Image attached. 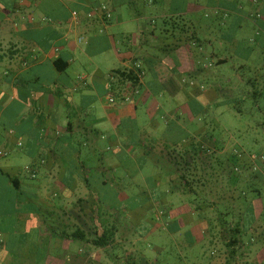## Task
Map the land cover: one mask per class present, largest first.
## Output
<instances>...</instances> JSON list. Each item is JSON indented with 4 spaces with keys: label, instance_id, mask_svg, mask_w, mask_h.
<instances>
[{
    "label": "crops",
    "instance_id": "0c3cea01",
    "mask_svg": "<svg viewBox=\"0 0 264 264\" xmlns=\"http://www.w3.org/2000/svg\"><path fill=\"white\" fill-rule=\"evenodd\" d=\"M195 1L149 0V18L136 10L126 18L120 10L134 9L133 0H0V152L6 153L0 155V264H119L107 259L108 251L136 253L143 239L137 227L149 211L172 235L183 230L185 243L201 245L194 264H263L264 186L244 191L246 204L237 199L232 180L219 183L220 191L215 187L214 200L220 192L238 218L243 212L252 218L231 257L219 228L204 219L217 212L195 211L189 194L171 191L166 174H142L146 165L158 166L155 142L182 147L195 136L210 146L208 134L182 122L188 110L181 105L167 110L157 97L168 92L186 102L204 100L200 87H185L190 80L185 76L215 73L222 66L217 61L233 58L206 49L212 44L208 33L200 38L198 31L190 32L206 12L218 21L227 16L217 4L207 8ZM258 2L257 13L264 17V0ZM102 4L111 10L110 19L99 13ZM244 11L238 7L233 13L241 18ZM132 21L136 30L126 23ZM257 37L258 52L264 33ZM130 71L136 83L124 74ZM259 168L264 185V163ZM248 176L244 184L251 185ZM136 179L147 182L144 189L121 188L124 181L136 186ZM140 196L147 206L137 212L136 229L112 222L113 209L105 204ZM97 206L105 226L116 225V242L104 249L66 238V232L86 226V219L91 224ZM133 213L136 217V209ZM146 223L147 235L157 222ZM218 248L222 254H216Z\"/></svg>",
    "mask_w": 264,
    "mask_h": 264
},
{
    "label": "rangeland",
    "instance_id": "374dc122",
    "mask_svg": "<svg viewBox=\"0 0 264 264\" xmlns=\"http://www.w3.org/2000/svg\"><path fill=\"white\" fill-rule=\"evenodd\" d=\"M148 1L149 0H133L134 9H131L130 7H123L120 10V13H123L124 16H126L128 13L134 12L136 10V12H143L145 14V18H149L153 11L151 9V5L147 4ZM192 1L196 2L195 0ZM199 1L207 8L217 4L221 8H224V11H226L221 12V14L225 16L227 13V16L225 17V21H218L213 20V17L210 16V18H208V12H206L205 19L200 23V26L205 25L206 27H195L190 32L194 30L198 31L197 34L200 38L203 37L205 33H208L210 36L205 37L210 39L212 44H210V42L206 43L205 48H208L210 51H216L220 55H227L229 57L232 55L233 58H230L227 63L222 64L220 69L216 71V74L211 75L207 79L192 78L188 75L185 76L190 79L185 84V87L189 90H193L195 87H200V92H203L200 95H203L205 101L197 98L196 102H190L192 100L186 102L183 99L180 100L179 97L173 98L168 92L164 95L158 94V100L164 101L166 103L167 110L178 109V106L181 105V110H188L180 116L185 126L187 125L188 127L195 129L197 132L202 131L204 134H208L210 137H212V140L218 143L221 142L223 145H221L222 149H226L224 153L218 152L216 154L218 161L216 160V162L213 163L214 167L219 169L224 164L225 168L234 171L235 166H237L235 157H230L231 161H228L226 156L237 154L241 155V158L245 159L247 164L251 163L254 168L258 169L263 163L262 160H264V124H259L260 122L264 121V114L256 109L255 111L250 112H238L237 109L234 108L233 102L238 99H242V97L239 95L241 94V90L244 88L249 87V89L252 90V86L245 85L244 82V80L246 81L251 75L250 69H247L246 67L241 68L239 65L245 63L248 65V67L253 68L254 64L262 61L260 53L247 52L248 47L257 45V43H259V38L254 37L259 34L258 27L256 25L259 26L261 23V19L257 17V11L260 7V2H258V0ZM238 7H241L243 10H245L241 13V18H236L233 13V10ZM212 10L217 12L220 9ZM260 17L262 18V16ZM126 18L128 17L126 16ZM126 23L133 24L136 30V23L134 21ZM149 23L150 20L146 21V26L148 28L150 27ZM214 82H216L215 86ZM228 90L232 92L229 93ZM198 100L203 102L204 107H202L201 103H198ZM240 102L241 106L243 107H252V105L255 103L254 99L252 98L250 100L244 99ZM159 117H161L160 113ZM140 125L142 124L140 123ZM159 169L161 168H159V166H155L154 164L149 166L146 165L144 171H142V174L147 175L160 173ZM228 170L226 171V174H228ZM250 173L251 170L249 169H241V176L246 177ZM218 178L225 181L223 176L219 175ZM256 179H251L252 181H255L253 183L258 185L254 187L259 189L262 188L264 185L261 184V179ZM227 180L229 179L227 178ZM130 182L131 181H124L122 184L123 187L121 188L123 190L131 191L136 187V191H140V189H144L142 185L147 183L136 179V183H134L136 186H127ZM243 186H246L250 190V194L252 193V184L250 185V183H241V185L238 187L241 188ZM143 199L144 198L140 196L136 197V202L129 200L122 203L105 204L111 205L113 209L110 211V213L115 218L112 222H115L117 225L119 224V226L124 229H136L137 212H140L139 210L143 209V207H141ZM135 209L136 217L133 213ZM101 215H104V212L101 213ZM147 215L148 216L145 218L146 222H150V219H152L155 220L157 224L154 226V230L152 232H149L143 237L141 244L137 248L143 250L148 255L153 264L198 263L200 260L199 256L202 251L201 245L196 244L190 246L185 243L182 235L184 233L183 230L176 232L174 235H172L169 231H166L165 226H163L164 221H158L157 216L153 211H149ZM248 218L250 219L251 215H248ZM194 219L196 220L197 217H194ZM249 219H247V221H249ZM145 220L141 223L139 231L147 232V223ZM182 227L187 229L186 227L190 226L186 224V226ZM221 234L223 235V233H219V237H221ZM220 242L222 243V240H220ZM256 244L262 246V241L258 240ZM80 245L83 246L84 242H80ZM157 246H160L162 249L157 251ZM225 248L229 249L227 246ZM217 250L218 253L216 252V254H222V250L220 251L219 248ZM108 254L109 255L107 259H116L117 261H121L119 264H136V256H134L133 259H127L126 254H121L116 251V249L108 251ZM118 255H121L122 257L117 259Z\"/></svg>",
    "mask_w": 264,
    "mask_h": 264
},
{
    "label": "trees",
    "instance_id": "16d2710c",
    "mask_svg": "<svg viewBox=\"0 0 264 264\" xmlns=\"http://www.w3.org/2000/svg\"><path fill=\"white\" fill-rule=\"evenodd\" d=\"M260 16L262 15L257 13V17L261 19V26L260 24L259 26H256L258 27L259 35H262V33H264V17L261 18ZM257 35L254 38H259ZM257 48H259V43H257V45L248 47L247 52H257ZM259 50L260 51H258V53L261 54L262 61L254 64L253 68L248 67V65L245 63L239 66L241 68L246 67L247 69H250V77H248L246 81L244 79L240 80H244L245 85H251L252 90H250L249 87L244 88L241 90V94L239 95L242 97V99H238L233 102V106L238 112H250L255 111L256 109L264 114V71H262L264 68V48H260ZM227 62V60L221 59L217 61L216 64L222 65ZM124 74L127 75L131 81L136 83L137 78L132 71L127 73L125 72ZM214 74H216V72L212 73L206 69L204 74L200 75L199 78L207 79ZM194 77L198 76L194 75ZM215 84L216 82H214V86ZM228 92L231 93L232 91L228 90ZM251 98L254 99L255 102L252 107L241 106L240 101H243L244 99L250 100ZM259 124H264V121L260 122ZM212 139V137H208L210 146L207 144H202L200 141H196L195 136H190L188 139V144H183L182 147H179L178 143L170 145L164 142H155L153 145L160 149L157 152L156 161L159 168H161L159 169L160 173L169 176L172 184L171 191L191 195V205L194 206L195 211L207 213L210 209H213L215 212H217L218 215L216 218H207L206 216L204 219L208 221L210 228L215 229L217 227L219 228V233H223V235L221 234L220 238L223 242H225V246L229 248L228 250L230 256L234 257L238 252L237 245L241 241L243 233L250 228V225H252V222L248 225L252 218H248V215H250L248 213L247 216L244 217V212L242 213L241 218H238L236 215L237 213H234L233 208L224 202L225 200L220 192L217 193L218 197H216L214 200L213 196L215 187L218 189L219 183H227V178L229 181L232 180L236 185V191L239 193V198L237 199L243 200L241 203L246 204L244 202L246 198L244 196V191L250 192V190L246 186L241 188L238 187L241 185V183L244 184L245 180L244 176H241V169L243 170L245 168L251 170V173L248 177H250L253 172L251 177L253 179L257 178L256 180H259L258 178L262 179L263 172L261 171V168L256 169L251 163L247 164L245 162L246 160L241 158V155L237 154L226 156L228 161H231L230 157H235L237 166H235L234 171L225 168L224 164L219 169L214 167L213 163H215L218 159L216 158V154L218 151L223 149L221 145H217V147L212 144V142H214ZM262 161L264 163V160ZM227 170L228 174H226ZM219 175L223 176L225 181L220 180L218 178ZM239 179L241 180L240 182L238 181ZM251 184L253 186L251 189L252 193L260 190L259 188L254 187L258 186L257 184L252 182ZM77 206H81L83 210L81 203L78 202ZM145 206H147V201L143 200L141 207L144 209ZM92 213L95 216V219L90 217L91 224H89L88 220L86 219V226H79L71 233L66 232L65 237L81 242L85 241L92 244L94 247L105 249L107 246L116 242L117 227L114 224L105 226L101 213L98 210V206L97 209H95ZM247 219H249V221H247ZM137 231L140 232V236L142 237L146 235L143 233L144 231H139V227H137ZM146 231H148V229ZM134 256H136V264H153L148 255L140 248L136 251V255L134 253L128 256L127 259H133Z\"/></svg>",
    "mask_w": 264,
    "mask_h": 264
},
{
    "label": "built area",
    "instance_id": "2783aa9c",
    "mask_svg": "<svg viewBox=\"0 0 264 264\" xmlns=\"http://www.w3.org/2000/svg\"><path fill=\"white\" fill-rule=\"evenodd\" d=\"M99 13L105 17L106 19H110L112 17V12L111 10L108 8V6L106 4H102L99 9H98ZM73 15L77 16L78 12L77 11H73ZM89 17L93 16V13L89 12L88 14ZM109 101L115 102V97L114 96H110ZM6 154L5 152H0V155ZM27 171L31 172V168L29 166H27L25 168ZM32 176L35 177V174L32 173Z\"/></svg>",
    "mask_w": 264,
    "mask_h": 264
}]
</instances>
